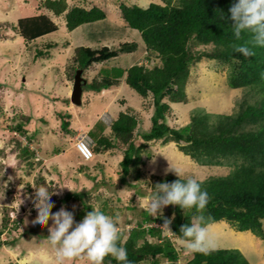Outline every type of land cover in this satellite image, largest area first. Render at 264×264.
<instances>
[{
	"label": "rangeland",
	"instance_id": "1",
	"mask_svg": "<svg viewBox=\"0 0 264 264\" xmlns=\"http://www.w3.org/2000/svg\"><path fill=\"white\" fill-rule=\"evenodd\" d=\"M42 1L0 0V264H25L26 257L31 259V264H44L42 255H54L48 240V229L53 221L50 219L48 225L43 227L33 223L37 217L33 202L34 187L43 186L52 193L50 200L54 204L53 213L63 207L74 213L76 222H80L85 215L75 217L76 208H80L81 204L69 196L73 192L86 194V202L91 206L113 218L119 217L118 227L127 237L129 229L137 226L136 221H143L146 217L142 202L154 195L153 188L158 183V177L175 175L174 171L165 172L169 164L181 169L183 178L191 177L198 181L227 175L232 169L230 165H200L180 151L176 143L163 145L160 140L149 142L151 149H145L152 151V159L146 154L142 155L146 161L145 166H139L142 178L128 177V184L121 180V149L114 147L95 154L90 161H84L74 147L80 134L88 133L86 140L92 146L94 138L109 133V124L127 106L139 110L141 119L136 132L144 133L151 123L153 107L148 105L150 97L140 96L124 79L120 85L101 93L85 86L82 104L74 105L70 100L73 86L70 73L73 71L76 47H118L133 41L138 44L141 41L138 31L125 23L119 5L125 3L145 7L151 2H164L68 0L70 4L86 9L94 5L101 7L106 12V21L85 24L68 31L62 16H54L43 9L41 12L54 19L58 30L26 43L15 30L17 21L22 17L38 15L40 10H36V5ZM95 36L97 40H93ZM101 38L105 39L99 42ZM47 43H52V47L47 48ZM207 47L211 48L210 45ZM39 49L46 50L48 55L36 57ZM136 50L120 53L117 60H109L111 64H94L83 70L82 76L88 82L103 77H119L123 71L120 66L146 62L145 52L138 61L130 60ZM124 59L132 62L126 64ZM154 63L151 60L146 64L152 66ZM228 72V66L216 60L202 59L194 64L186 85L188 101L171 104L173 113L168 122L171 125H185L196 109L212 114H234L240 110L243 100L253 103L259 97L257 90L251 87L230 88L227 83ZM122 100L127 101L126 104H122ZM65 114L70 115L67 120L74 133L61 129ZM19 121L23 124L25 134L13 128ZM141 140L139 136L136 142L140 143ZM25 147L29 155L23 153ZM7 213L10 219L9 224L7 222L8 229L3 226ZM19 218L20 221L15 223ZM145 222L146 228L161 224L150 220ZM15 224L16 228H13ZM206 227L215 237L216 248H238L251 264H264V239L250 231H239L225 221L214 222ZM146 237L152 240L149 235ZM175 246L177 249L182 247L181 252L185 255L180 264L192 257L193 252H188L181 240L176 239ZM66 264H89V261L83 256L66 261Z\"/></svg>",
	"mask_w": 264,
	"mask_h": 264
},
{
	"label": "trees",
	"instance_id": "2",
	"mask_svg": "<svg viewBox=\"0 0 264 264\" xmlns=\"http://www.w3.org/2000/svg\"><path fill=\"white\" fill-rule=\"evenodd\" d=\"M163 2L164 4L151 2L145 7L125 3L119 5L125 23L138 31L142 47L144 46L141 51L145 52L147 62L153 60L154 65L148 66L146 63L122 65L120 67L123 71L119 77L93 79L84 85L100 93L120 85L124 79L125 83L140 96L150 97L148 105L153 107V112L148 130L144 133L136 132L139 130L141 114L139 110L127 106L109 124L108 134L94 138L91 146L93 154L114 147L121 149L123 152L119 162L122 169L121 180L126 184L128 177L142 178L139 166L143 167L146 164L142 155L146 154L149 159L154 157L151 150H145L151 149L149 142L153 140H160L163 145L176 143L180 151L200 165H230L232 169L227 175L212 176L198 181L201 190L209 195L205 209L198 210L195 207L181 209L178 205L164 207V217L170 218L175 213V219L170 225L172 236H165L159 227H145V221L148 220L164 223L162 217H153L148 211H144L146 217L143 221H136L137 226L129 229L127 237L120 232L118 246L127 250L128 262L131 264H180V260L185 256L182 247L177 249L175 246L176 239L183 240L180 227L190 225L201 215L205 217L206 225L225 221L239 231H250L264 239V47L250 43L252 40L250 31L242 32L239 39L234 35L232 22L227 17L230 16L229 8L237 0H163ZM43 9L54 16H62L68 31L107 19L106 12L97 5L86 9L70 4L68 0H43L36 5V10H40L38 15L22 17L17 21L15 30L26 43L58 30L54 19L49 14L41 12ZM94 38L93 40H97V36ZM103 39L105 38H101L99 42ZM51 44L47 43L45 46L52 47ZM243 44L251 48L253 53L251 56L245 57L241 53L233 52L234 45ZM209 45L211 48L207 47ZM199 46L205 48H198ZM136 49L138 50V44L134 41L122 43L118 47L101 46L99 49L78 46L73 56V71L70 78H74L77 69L87 70L94 64L105 65L106 62H110L109 60H117L120 53ZM45 55H48L46 50L39 49L36 52V57ZM202 59L226 64L229 68L228 86L254 88L259 97L253 103L243 100L240 103V110L234 114H212L196 109L191 113L187 124L171 125L168 122L169 116L173 113L171 104L187 103L186 85L190 69ZM126 102L121 101L122 104ZM65 115L61 129L74 133L75 131L69 128L70 123L67 120L70 115ZM13 128L25 134L20 121ZM139 136L142 140L137 143L136 139ZM22 151L26 155L30 154L26 147ZM158 179V183L173 182L179 177L168 174ZM182 182H186V178H182ZM155 185L153 191H156ZM85 196L86 194L82 192H73L69 196L81 204L80 208H76L75 217L81 218L92 211ZM9 221L7 213L4 215L5 228L8 227ZM19 221L20 218L14 222ZM13 228H16V224ZM146 235L152 237V240L149 241ZM102 264L127 262L118 261L108 255L104 257ZM183 264L251 263L238 248H216L208 253L193 252L192 257Z\"/></svg>",
	"mask_w": 264,
	"mask_h": 264
},
{
	"label": "clouds",
	"instance_id": "3",
	"mask_svg": "<svg viewBox=\"0 0 264 264\" xmlns=\"http://www.w3.org/2000/svg\"><path fill=\"white\" fill-rule=\"evenodd\" d=\"M233 32L237 39L241 33L250 31L252 33L251 44L264 47V0H237L229 8ZM234 53H241L245 57L251 56L252 50L247 44L234 45ZM147 63V60L146 62ZM142 63V64H145ZM141 65V64H140ZM174 171L179 179L173 182L157 183L154 195L142 202V206L153 217H162L164 223L158 224L165 236H172L170 227L175 219V213L169 218L164 217L163 209L168 205H178L181 209L197 208L205 209L209 195L201 190L200 182L195 178H187L182 182L184 173L181 169L171 166L165 172ZM34 207L37 210V217L34 224L40 226L48 225V240L52 246L53 256L42 255L44 264H66L76 258L86 256L89 264H102L104 257L111 255L116 260L128 262L127 250L118 246L120 229L118 227L119 217L113 218L106 215L96 207L87 212L80 222L74 220V213L60 208L55 213L54 207L46 187H34ZM203 215L193 220L190 225H182L180 231L183 233L182 243L188 252L208 253L216 250L215 237L210 233ZM25 264H31L29 257L25 258Z\"/></svg>",
	"mask_w": 264,
	"mask_h": 264
},
{
	"label": "water",
	"instance_id": "4",
	"mask_svg": "<svg viewBox=\"0 0 264 264\" xmlns=\"http://www.w3.org/2000/svg\"><path fill=\"white\" fill-rule=\"evenodd\" d=\"M82 73V69H77L73 78L70 100L74 105L82 104L83 87L87 83V79L82 76Z\"/></svg>",
	"mask_w": 264,
	"mask_h": 264
},
{
	"label": "built area",
	"instance_id": "5",
	"mask_svg": "<svg viewBox=\"0 0 264 264\" xmlns=\"http://www.w3.org/2000/svg\"><path fill=\"white\" fill-rule=\"evenodd\" d=\"M87 138H88V135L86 133H82L80 134L79 137L76 138V141L74 142V147L76 148L80 157L84 161H89L94 156L91 146L89 142L86 140Z\"/></svg>",
	"mask_w": 264,
	"mask_h": 264
},
{
	"label": "crops",
	"instance_id": "6",
	"mask_svg": "<svg viewBox=\"0 0 264 264\" xmlns=\"http://www.w3.org/2000/svg\"><path fill=\"white\" fill-rule=\"evenodd\" d=\"M142 45H143V43L140 41V42H138V50L136 51V52H134V55L132 56V58L130 59V60H132V61H138L139 59H141L140 57H142V55L144 54V51H141V49L144 47H142ZM129 60V62L131 63L132 61H130ZM123 61H125L126 62V60L124 59ZM135 64V62H132L131 64ZM136 64H140V62H136ZM105 91V90H104ZM103 91V92H104ZM102 92V91H101ZM100 92V93H101ZM161 226L162 225H160V228H161ZM164 234V233H163Z\"/></svg>",
	"mask_w": 264,
	"mask_h": 264
}]
</instances>
